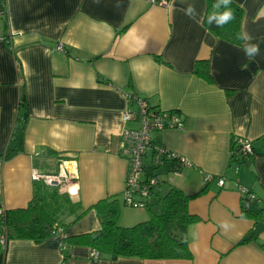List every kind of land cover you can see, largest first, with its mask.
Segmentation results:
<instances>
[{
  "label": "crops",
  "instance_id": "obj_1",
  "mask_svg": "<svg viewBox=\"0 0 264 264\" xmlns=\"http://www.w3.org/2000/svg\"><path fill=\"white\" fill-rule=\"evenodd\" d=\"M232 1L243 11L241 31L260 44L254 60L244 56L243 42L229 43L207 29L206 0H169L167 6L149 0H0V208L26 207L38 180L33 172L57 173L63 164L71 174L67 189L40 180L84 212L41 241L8 239L0 245L2 264H264V19L253 22L264 0ZM187 4L195 5L196 20L181 11ZM197 61L207 62L210 80L194 72ZM128 95L184 115L181 129L153 131L151 141L191 162L178 175L171 162L157 169L171 177L160 193L169 184L188 195L199 192L187 204L198 218L187 227L191 258L92 260L91 247L61 241L100 228L93 204L111 196L122 202L128 160L118 148L120 134L137 126L121 119L124 109L136 108ZM18 124L21 150L3 159L15 145ZM236 137L252 144L245 160L231 157ZM206 175L213 180L204 182ZM238 185L256 196L247 208L259 211L258 218L243 213ZM156 200L146 208L150 213L132 216L122 204L119 224L151 217L154 207L160 209Z\"/></svg>",
  "mask_w": 264,
  "mask_h": 264
},
{
  "label": "trees",
  "instance_id": "obj_2",
  "mask_svg": "<svg viewBox=\"0 0 264 264\" xmlns=\"http://www.w3.org/2000/svg\"><path fill=\"white\" fill-rule=\"evenodd\" d=\"M213 3L214 0H206L203 24L220 39L232 44H241L242 41L236 39V34L241 31L242 8L232 1L231 7L234 10L235 20L223 28H217L206 22ZM194 72L210 80L206 61H197ZM22 104H24L23 100H21ZM22 135L23 126L18 124L12 135L15 145L5 150L3 159H8L21 150ZM234 149L235 142L232 140L231 157L237 161L245 160V158H237ZM170 162L175 165V162ZM158 168L159 166L147 169L159 173ZM34 186L33 197L26 207L3 210L0 214V234H4L6 240L28 238L41 241L62 231L66 225L83 215L84 212L77 213L75 203L67 194L59 192L56 188L47 187L40 179ZM196 194L188 195L178 187L169 184L164 194L158 191L155 195L156 201L160 204L159 211L152 212L148 220L126 227L119 224L123 202L116 196L105 198L90 207L95 210L100 221V228L97 231L68 238L62 237L61 241L67 244V247L71 244L87 245L98 252V258L101 255H109L112 258L142 259L191 258L187 227L198 218L188 212L187 204ZM148 208L151 210L150 206ZM243 213L258 218L260 212L246 208L243 209ZM72 215H74L72 220L66 222L67 217ZM2 260L3 253L0 252V264Z\"/></svg>",
  "mask_w": 264,
  "mask_h": 264
},
{
  "label": "built area",
  "instance_id": "obj_3",
  "mask_svg": "<svg viewBox=\"0 0 264 264\" xmlns=\"http://www.w3.org/2000/svg\"><path fill=\"white\" fill-rule=\"evenodd\" d=\"M154 4L167 6L169 0H149ZM58 50H63L61 44L57 46ZM127 101L134 103L136 108H126L121 113L123 122L137 121L134 128H124L120 134L119 150L128 160V170L125 176L122 202L124 205L135 208H148L152 198L157 194L159 186L163 182L171 181V177H162L154 170L148 171L147 168L158 167L164 162H175L172 173L178 175L181 168L190 166L186 158L167 149L166 147L154 144L151 141L153 131L164 128L181 129L184 123V115L178 111L163 110L151 107L145 98L138 95H128ZM234 153L237 158H247L253 154L252 144L246 138L236 137ZM150 159L149 165L145 163L146 158ZM34 179H42L46 185L56 187L60 190L67 189L71 174L68 173L63 164L60 165L57 173L40 174L33 172ZM165 180V181H164ZM213 176H204V182H210ZM217 184L224 185V179L218 178ZM238 190L245 208L249 203L256 199V196L245 186L238 185ZM3 209L0 208V214ZM59 231L58 233H60ZM6 237L0 234V245L5 247ZM98 258V252L91 251V259Z\"/></svg>",
  "mask_w": 264,
  "mask_h": 264
},
{
  "label": "clouds",
  "instance_id": "obj_4",
  "mask_svg": "<svg viewBox=\"0 0 264 264\" xmlns=\"http://www.w3.org/2000/svg\"><path fill=\"white\" fill-rule=\"evenodd\" d=\"M98 2V0H96ZM232 0H214L211 11L207 14L206 22L208 25H215L217 28H223L235 20L234 10L231 7ZM119 7V3L116 5ZM181 11L189 19L196 20L197 11L194 4H187ZM264 19V6L258 9L253 22ZM236 39L243 42L242 52L247 60H254L261 54L260 44L252 42L254 37L247 31H240L236 34ZM221 227L227 230L230 225L228 222H222Z\"/></svg>",
  "mask_w": 264,
  "mask_h": 264
},
{
  "label": "rangeland",
  "instance_id": "obj_5",
  "mask_svg": "<svg viewBox=\"0 0 264 264\" xmlns=\"http://www.w3.org/2000/svg\"><path fill=\"white\" fill-rule=\"evenodd\" d=\"M167 190L166 187H163L162 191H161V194H164L165 191ZM124 210H125V213L128 215V216H132L134 214H136L138 211L139 212H148L150 213V211H148L146 208H144V210H140V209H136V208H131V207H126V206H123ZM153 212H158V207H154L153 208ZM148 218H146V220L150 219V214L147 216ZM142 221H145V220H142ZM126 227V226H125Z\"/></svg>",
  "mask_w": 264,
  "mask_h": 264
}]
</instances>
